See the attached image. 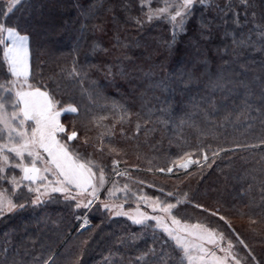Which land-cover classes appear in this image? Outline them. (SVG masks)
Returning a JSON list of instances; mask_svg holds the SVG:
<instances>
[{"label": "trees", "instance_id": "1", "mask_svg": "<svg viewBox=\"0 0 264 264\" xmlns=\"http://www.w3.org/2000/svg\"><path fill=\"white\" fill-rule=\"evenodd\" d=\"M6 5L0 0V20L30 36L31 82L46 86L61 107L77 103L80 109L79 116H61L69 127L76 121L77 144L88 138L90 146L76 151L104 167L105 181L128 170L129 181L113 176L101 200L119 183L136 193L123 198L126 209L135 208L141 194L175 203L166 194L176 192L181 204L173 214L181 221L215 227L252 263L239 243L244 240L264 264V116L256 111L264 78V0H197L185 31L175 34L167 18L147 20L144 0H21L5 16ZM74 64L84 70L80 76L72 74ZM9 78L0 69V82ZM217 80L229 82L227 92L211 86ZM240 81L255 95L236 86ZM113 102L125 106L124 118ZM209 145L240 147L219 154L202 175H195L201 165L191 166V179L181 169L171 175L147 170L185 153L195 159L194 150ZM113 158L120 161L116 169ZM17 191L16 202L23 203L27 190ZM197 203L219 208L234 231ZM82 214L90 220L84 228L76 219ZM153 239L158 255L142 258ZM165 239L160 229L111 216L98 205L75 210L62 200H45L0 217V264H41L49 256L54 264H178L174 242Z\"/></svg>", "mask_w": 264, "mask_h": 264}, {"label": "snow or ice", "instance_id": "2", "mask_svg": "<svg viewBox=\"0 0 264 264\" xmlns=\"http://www.w3.org/2000/svg\"><path fill=\"white\" fill-rule=\"evenodd\" d=\"M196 2L197 0H177L173 4H165L164 7L150 10L146 14L147 20L163 16L171 22L174 34L183 32L185 22ZM200 2L203 3V0ZM19 3L20 0H8L7 12L4 15L12 13L13 6L18 7ZM137 24L142 27L144 21L137 18ZM0 47L3 52L0 69L6 77H10L0 82V182L10 186L0 187V217L22 209L29 203L34 207L38 206L44 203L45 199L62 200L75 210H88L98 205L111 216H126L135 225H151L154 230L160 229L165 234V243L168 240L174 242L172 247L177 255L178 264H249L248 260L238 258L239 254L235 252L230 239L226 246L220 245L219 241L225 238L223 232L217 233L215 229L199 223L182 222L174 215L173 211H178L181 204L180 195L176 192L166 194L169 198L175 197V203L161 200L160 197L138 195L137 206L130 210L125 209L124 203H108L101 200V189L105 186V169L86 154L76 151V148L90 146L86 135L80 144L76 143L80 139V129L76 121H72L69 127L61 119L62 113L79 116L80 109L77 103H68L61 107V101L56 100L46 86H36L31 82L32 52L30 36L26 31L17 26H8L6 20H0ZM83 71V69L77 71L75 64L72 67V74L76 76H80ZM211 86L227 92L229 82L217 80L211 82ZM236 86L244 88L249 98L255 95L248 90V84L244 81H240ZM211 102L215 103L214 100ZM259 103L261 107L256 111L264 116V78L260 80ZM243 107L249 112L252 111L247 100ZM112 108L119 109L121 117L124 118L127 111L125 106L113 102ZM93 120L97 124L100 123L95 117ZM135 131L137 133L141 131L139 124ZM260 144L264 146V138L260 139ZM238 147L240 146L234 145L232 148L213 150L210 145L201 146L194 150L195 159L191 153H185L176 159L166 160L163 167L158 169L149 167L147 170L156 171L161 175H171L174 170L184 169L189 173L188 179H191L190 166L201 165L195 175H202L204 168L214 166L219 154L234 151ZM119 164V160L115 158L111 160L113 169ZM13 170H19L20 176H16ZM9 172L12 174L9 175ZM117 175H127V172H119ZM152 187H155V183ZM24 188H27L28 195L23 203H17V199L20 198L17 190L22 192ZM114 188L115 184L107 189L105 200L114 198L116 192L121 191L125 197L136 195L127 184L123 189L115 188L114 191ZM159 191L163 193L164 189L160 188ZM188 196L189 193H183L185 202ZM141 204L151 209V212L144 211L140 207ZM195 208L219 217L227 229L234 231L231 222L221 215L219 208H207L199 203L195 204ZM76 219L83 220L80 228L90 225L87 215ZM155 243L153 239L152 245H146V250L141 252L142 258H156L158 254L154 247ZM239 243L248 249L252 264H261L244 240H239ZM41 264H54V256L42 259Z\"/></svg>", "mask_w": 264, "mask_h": 264}, {"label": "rangeland", "instance_id": "3", "mask_svg": "<svg viewBox=\"0 0 264 264\" xmlns=\"http://www.w3.org/2000/svg\"><path fill=\"white\" fill-rule=\"evenodd\" d=\"M1 1H4V2H6V4L8 3V0H1ZM21 1V0H20ZM144 2H145V5L147 6V8H148V12L150 11V10H154V9H158V8H161V7H164L165 6V4H173V3H175V2H177V0H144ZM152 3H155L156 4V7H152L151 6V4ZM13 7H15V6H13ZM170 10H172V9H170ZM62 114H64V113H62ZM190 168H191V166H190ZM129 169V168H128ZM181 170H183V171H186V170H184V169H181ZM127 172V175H119V176H122V177H124L126 180H124V181H129V174H128V170H127V168L126 169H122V170H119V171H117V172H115L108 180H106L105 181V186L108 184V182L110 181V179L113 177V176H115V175H117V173H119V172ZM14 172H15V175L16 176H20V172H19V170H14ZM12 174V172L9 174V175H11ZM132 180V179H131ZM120 182H122V181H120ZM137 183H140V181H137ZM126 183H119V184H116L115 185V188H119V189H123L124 188V185H125ZM128 185V184H127ZM105 186H104V188H105ZM147 186H150V185H147ZM0 187H4V188H9L10 186L7 184V183H4V185H2L1 183H0ZM112 187H113V185H112ZM128 187H129V185H128ZM104 188H102L101 189V192L103 191V189ZM115 188H114V191H115ZM26 190H27V188H25ZM132 192V191H131ZM118 195L121 197V198H119L118 197ZM123 198H125V195H124V193L121 191V192H116V195H115V197L114 198H112V199H110V200H105V202H108V203H123L124 201H122L123 200ZM45 200H47V199H45ZM126 209V208H125ZM130 209H134V208H130ZM130 209H126V210H130ZM84 216V214H82L80 217H83ZM124 217H126V216H124ZM128 218V217H127ZM78 222H80V224L83 222V220L82 219H80V220H78ZM183 222V221H182ZM191 224H194V223H191ZM203 225H205V224H203ZM206 226V225H205ZM208 227V226H207ZM208 228H212V229H214L213 227H208ZM216 230V232L217 233H220L221 231H218L217 229H215ZM224 239L223 240H221V241H219V243H220V245L221 246H226L227 245V242H228V240H229V238L226 236V235H224ZM231 241H232V244H233V247H234V249H235V252L236 253H238L239 255H238V258H243V259H246V260H248V262H249V264H252L250 261H249V259H247L246 257H244V255H243V253L241 252V251H239V244H237V242L235 241V240H233V239H230ZM242 246V245H241ZM217 252H218V254H220L219 253V251H218V249H217Z\"/></svg>", "mask_w": 264, "mask_h": 264}]
</instances>
